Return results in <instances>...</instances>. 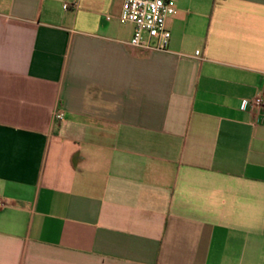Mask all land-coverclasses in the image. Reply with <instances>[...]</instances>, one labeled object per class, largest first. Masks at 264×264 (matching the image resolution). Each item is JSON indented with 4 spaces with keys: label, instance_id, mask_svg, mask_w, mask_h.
Wrapping results in <instances>:
<instances>
[{
    "label": "crops",
    "instance_id": "1",
    "mask_svg": "<svg viewBox=\"0 0 264 264\" xmlns=\"http://www.w3.org/2000/svg\"><path fill=\"white\" fill-rule=\"evenodd\" d=\"M174 1L0 0V264H264V0Z\"/></svg>",
    "mask_w": 264,
    "mask_h": 264
},
{
    "label": "built area",
    "instance_id": "2",
    "mask_svg": "<svg viewBox=\"0 0 264 264\" xmlns=\"http://www.w3.org/2000/svg\"><path fill=\"white\" fill-rule=\"evenodd\" d=\"M65 9L79 8L78 1L65 2ZM176 12L174 0H124L119 19L123 23H133L134 32L130 44L148 50H165L171 38V31L166 26L169 15ZM198 52V51H197ZM250 109L264 107V96L262 94L253 97ZM63 111H54V120H62ZM4 202L0 201V206Z\"/></svg>",
    "mask_w": 264,
    "mask_h": 264
}]
</instances>
